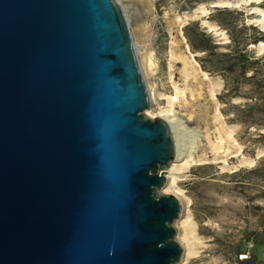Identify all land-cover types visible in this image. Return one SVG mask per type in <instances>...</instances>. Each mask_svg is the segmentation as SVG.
Returning <instances> with one entry per match:
<instances>
[{
    "label": "water",
    "instance_id": "95a60500",
    "mask_svg": "<svg viewBox=\"0 0 264 264\" xmlns=\"http://www.w3.org/2000/svg\"><path fill=\"white\" fill-rule=\"evenodd\" d=\"M117 0H0V264H178L175 158Z\"/></svg>",
    "mask_w": 264,
    "mask_h": 264
},
{
    "label": "rangeland",
    "instance_id": "374dc122",
    "mask_svg": "<svg viewBox=\"0 0 264 264\" xmlns=\"http://www.w3.org/2000/svg\"><path fill=\"white\" fill-rule=\"evenodd\" d=\"M212 1L155 0L150 13L143 14L133 0H122L130 24L146 26L133 42L139 63L146 55L149 65L140 69L150 95V116L158 107H169L168 96L175 95V87L183 89L177 71L181 62H171L176 48L171 45L170 20ZM260 7L264 11V3ZM257 19L244 8L223 7L182 27L185 41L176 51L182 52L186 44L199 68L221 87L216 93L218 105L205 91L203 95L186 91L171 105L181 153L209 159L230 155L228 165L220 160L176 173L179 188L190 200V240L195 251L178 264H264V51L256 48L264 42V27ZM186 35L195 42L202 40L205 51L192 50ZM215 109L222 118H217ZM242 156L252 162L241 165Z\"/></svg>",
    "mask_w": 264,
    "mask_h": 264
},
{
    "label": "bare ground",
    "instance_id": "6f19581e",
    "mask_svg": "<svg viewBox=\"0 0 264 264\" xmlns=\"http://www.w3.org/2000/svg\"><path fill=\"white\" fill-rule=\"evenodd\" d=\"M133 1L139 7L138 10L140 11V13L143 14H149L150 11L153 9V6L155 5L154 2L155 0H133ZM117 2L119 3L124 13V17L128 23V27L133 41L134 36L136 37L138 36V31H140V28L142 29L146 27L145 23L143 22L142 25L139 26L137 25L136 22L133 21L130 24V21L126 14L125 6L121 4L122 0H117ZM260 2H261L260 0H214L207 5H203V4L199 5L197 8L193 9L190 13H183L182 15H176L169 22L170 33L173 36V41L171 45L173 46V48H176L173 51H171V62L172 63L181 62L182 68L180 70L177 69V71L179 74V78L183 84V89L178 90L177 87H175L176 90L175 95L168 96L169 107L167 108L158 107L155 116H150L148 110L144 113V115L151 118L154 117L160 118L163 121H165L170 127L171 134L175 142V152H176L175 158L167 169L165 176L166 183L163 186V188L160 190V193L173 194L176 197L179 196L178 199L182 203V211L180 213L178 220L175 222V226L177 227V229H179V232L177 234V239L179 244L183 248L181 263L187 261L191 256H193L195 254V251H194L193 243L190 240V233H192V227L190 225L189 210L187 209L190 204V200L184 195L183 191H181V189L179 188L178 183L181 180L176 176V173H179L180 171H183L184 169H187L192 165L206 164L209 162H217V161L220 162V160L222 163L228 165L227 157L230 155V153L228 152L222 158L214 157L212 159H209L206 157L193 158L190 154L184 155L181 153L182 147L180 142L176 138V131H175L176 120L174 119V113L173 110L171 109V105L173 104L174 101L178 100V95L182 93L185 94L186 91L191 93V95L195 91H197L198 95H203V92L205 91L207 94H209L210 98L214 101L215 105H218L216 101V93L221 87L220 82L211 78L206 72L202 71L199 68L198 63L194 59L192 53L189 52L188 46L186 44L182 52L176 51L180 46V44L185 41L184 37L181 35L182 27L184 23L188 20H195L201 17H206L208 14H210L211 9L223 8V7L244 8L247 11H250L251 14H255V16L258 18L256 20L258 24H261L262 27H264V11L260 7ZM202 23L205 26H207L210 31H214L215 34L220 35V33H218L217 30H215L214 27L209 24V22H207V20H203ZM256 48L264 51V42H260ZM137 57H138V53H137ZM144 57L145 58L143 62L139 64L140 67L143 66L144 69L147 70L149 65L146 60V55ZM170 67H172V65H170ZM170 75H172V73H170ZM215 111L217 118H222L219 111L217 109H215ZM228 135L230 136V134ZM251 162L252 160H249L244 156L241 157V161H240L241 165Z\"/></svg>",
    "mask_w": 264,
    "mask_h": 264
},
{
    "label": "trees",
    "instance_id": "16d2710c",
    "mask_svg": "<svg viewBox=\"0 0 264 264\" xmlns=\"http://www.w3.org/2000/svg\"><path fill=\"white\" fill-rule=\"evenodd\" d=\"M199 36L203 37L204 33L199 32ZM186 38H187L188 44L192 50H194V51H205L206 47H205L204 43H202V40H198L195 42V41L191 40V38L188 35H186ZM232 68H233V66L229 67L230 70Z\"/></svg>",
    "mask_w": 264,
    "mask_h": 264
},
{
    "label": "built area",
    "instance_id": "2783aa9c",
    "mask_svg": "<svg viewBox=\"0 0 264 264\" xmlns=\"http://www.w3.org/2000/svg\"><path fill=\"white\" fill-rule=\"evenodd\" d=\"M260 3H264V0H261ZM254 26L257 27L258 25L256 23H254Z\"/></svg>",
    "mask_w": 264,
    "mask_h": 264
}]
</instances>
